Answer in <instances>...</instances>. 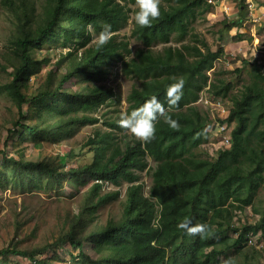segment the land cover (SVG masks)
I'll return each instance as SVG.
<instances>
[{
	"label": "trees",
	"instance_id": "obj_1",
	"mask_svg": "<svg viewBox=\"0 0 264 264\" xmlns=\"http://www.w3.org/2000/svg\"><path fill=\"white\" fill-rule=\"evenodd\" d=\"M24 1L28 5V0ZM52 1L44 24L36 25L33 31L26 28L15 41L14 56L18 65L10 73L11 81L3 88L19 109L16 126L23 133L28 136L42 133L37 126L26 123L28 116L24 107L27 105L38 109L37 115L42 119H46L45 112L59 116L66 106L68 112L76 109L83 113L82 117H71L66 126L53 124L43 130L45 136H51L58 130L67 128L70 133L78 126L99 123L92 115L109 100L119 101L113 90L97 85L73 97L53 90L28 96L30 78L43 65V60L34 58V51L48 45L68 49L66 56L75 57L65 81L71 75L82 74L96 84L106 79L110 69L117 65L125 77L138 82L126 98L125 113L156 95L165 105V115L176 119L180 127L172 130L160 118L151 142L143 143L136 138L130 141L129 132L118 123L123 114H117L104 121L108 130L97 131L88 139L86 146L93 149V161L79 171L59 172L60 166H67V158H60L58 165L27 163L23 157L21 160L8 158L1 152L3 168L17 174L15 181L22 184L20 187L27 183L34 188L45 183L60 186L68 175L84 173L94 182L91 200L96 202L89 207L92 210L119 198V191L102 194L105 185L118 188L128 185L121 220L110 222L87 240L100 255L99 259L84 253L83 243L74 233L65 240L81 251L82 264H227L218 258H227L230 251H239L247 241L245 234L264 232L263 206L257 212L258 222L243 227L244 234L237 238L230 236L234 213L253 206L264 186V71L252 66L248 84L237 94L230 93L232 82L210 79L208 73L216 69L223 49L213 51L206 40L191 30L198 10L208 0H163L164 4H159L161 15L149 28L141 29L133 20L131 36L143 45L134 52L130 43L119 37V32L134 15L135 0ZM23 11L26 24L31 23L33 9L28 5ZM104 24L111 25L109 39L97 48L94 36ZM233 26L230 23L229 29ZM238 35L243 39V34ZM189 36L195 44L184 43ZM173 40L181 45L169 46ZM159 44L164 45L161 50L156 49ZM79 51L82 52L78 58ZM241 71L238 68L236 73ZM213 75L219 77L221 73L214 71ZM177 78L184 80L183 95L177 105L169 107L165 89ZM204 90L211 97L229 100L232 104L225 120L234 123L231 145L221 150L214 161L195 153L208 142L207 130L213 123L200 106L194 105ZM46 103L48 110L44 109ZM150 160L155 162L154 168L150 167ZM149 170L152 187L146 195L140 183L141 173ZM3 179L0 174L1 184ZM185 218L192 225H207L203 239L199 234L186 235L177 227ZM49 249V246L2 249L0 264H22L18 259H26L31 264H52L51 260L40 258Z\"/></svg>",
	"mask_w": 264,
	"mask_h": 264
},
{
	"label": "rangeland",
	"instance_id": "obj_2",
	"mask_svg": "<svg viewBox=\"0 0 264 264\" xmlns=\"http://www.w3.org/2000/svg\"><path fill=\"white\" fill-rule=\"evenodd\" d=\"M213 1L214 3L205 2L198 10L191 30L193 34L206 40L213 51L222 47L223 55L216 63V69L211 70L208 75L213 82L216 79L232 82L230 93L237 94L248 84L252 66H259L264 71V0ZM159 4H164L163 0H159ZM28 5L33 9L34 16L32 22L26 24L23 9H28ZM28 5L24 0H0V174L4 178L2 184L0 183V250L9 247L25 250L49 246V251L40 256L41 259L51 260L52 264H82L81 251L71 247L65 240L71 232L74 233L75 238L82 241L84 253L99 259L100 255L92 250L87 240L91 234L98 233L110 222L121 220L128 185L124 184L119 188L105 185L102 194L119 191V198L92 210L89 207L96 202V199L91 200L94 182L86 174L79 173L74 177L68 175L60 186L45 183L34 188L25 183L20 187L22 184L15 181L17 174L11 169L3 168L1 152L6 153L8 158L21 160L23 157L27 163L53 162L58 165L59 162L61 164L60 158H67V166H60L59 172L79 171L93 161V149L86 146V142L97 131L108 130L104 126L106 119L125 114L126 98L138 82L125 77L117 65L110 69L106 79L96 84L82 74L71 75L65 81L64 78L69 75L75 59L66 56L69 50L54 45L36 49L34 58L43 60V65L40 71L30 78L28 96L53 90L65 94L66 97H73L85 88L97 85L113 90L119 101L109 100L92 115L100 120L99 123L78 126L70 133H67V128L62 132L58 130L51 136H45L43 130L53 124L66 126L71 117H82L83 113L76 109L68 112L69 107L66 106L59 116L55 115V112H45L46 119H42L37 115L38 109L27 105L24 107L25 115L28 116L26 123L37 126L42 133L38 136L23 133L22 129L16 126L19 109L3 88L11 81L10 73L14 71V66L18 65L14 56L15 41L26 28L33 31L36 25L44 24L53 1L28 0ZM135 8L136 5L132 6V9ZM133 20L134 15L127 27L119 32V37L128 41L134 52L143 45L131 36ZM230 23L235 26L229 29ZM240 32L244 40L239 39ZM190 36L185 44H195ZM168 45L179 47L181 44L173 40ZM163 47L164 45L159 44L156 49L161 50ZM81 52L79 51L78 58ZM238 68H242L240 74L236 73ZM214 71L220 72L221 75L214 77ZM205 95L204 90L194 104L204 111ZM229 105L232 107L230 102ZM44 109L48 110L47 103ZM205 112L210 118L211 113ZM127 139L133 141L135 137L129 132ZM223 149L226 148L221 147L219 138H216L215 134H209L208 142L196 149L195 153L199 157L214 161ZM149 162L151 168L156 166L153 160ZM150 173L151 170L141 173L140 183L144 185L146 195H149L152 187ZM263 206L264 186L259 190L253 206L234 213L232 229L236 231L232 230L230 236L237 238L244 234L243 227L258 222V213L262 211ZM245 241L239 251H230L227 258L221 256L218 261L227 264H264V232L245 234ZM17 261L31 264L26 259Z\"/></svg>",
	"mask_w": 264,
	"mask_h": 264
},
{
	"label": "clouds",
	"instance_id": "obj_3",
	"mask_svg": "<svg viewBox=\"0 0 264 264\" xmlns=\"http://www.w3.org/2000/svg\"><path fill=\"white\" fill-rule=\"evenodd\" d=\"M136 11L134 13V22L141 29L151 27L153 21L157 20L161 11L159 0H135ZM90 27V26H89ZM111 30L110 24H104L101 31L95 38L97 48L103 47L108 39ZM184 80L177 78L175 82L167 85L165 89V102L169 107L175 106L183 95ZM163 118V122L172 130H178L180 125L176 119L170 115H165V105L156 95L150 96L138 107L131 109L123 114L118 123L121 128L130 132L136 139L143 143L151 142L155 137L156 123ZM177 227L182 229L186 235L205 237L207 225H192L188 218L183 219Z\"/></svg>",
	"mask_w": 264,
	"mask_h": 264
},
{
	"label": "built area",
	"instance_id": "obj_4",
	"mask_svg": "<svg viewBox=\"0 0 264 264\" xmlns=\"http://www.w3.org/2000/svg\"><path fill=\"white\" fill-rule=\"evenodd\" d=\"M208 2L213 3V0H208ZM204 98V104L206 105L204 106L206 109L205 111H208V114L211 113V119H209L213 122L207 132L208 134H215V137L219 138L221 147L228 149L231 145V132L234 126V123L229 124L225 122L230 114L229 101L223 100L222 98L211 97L207 93Z\"/></svg>",
	"mask_w": 264,
	"mask_h": 264
},
{
	"label": "crops",
	"instance_id": "obj_5",
	"mask_svg": "<svg viewBox=\"0 0 264 264\" xmlns=\"http://www.w3.org/2000/svg\"><path fill=\"white\" fill-rule=\"evenodd\" d=\"M213 3H214V1H213ZM221 6H224V5H221ZM240 33H242V32H240ZM239 39H240V37H239ZM242 40V39H241ZM243 40H244V38H243ZM220 48H222V47H219L218 49H220ZM220 61V60H219ZM224 100V99H223ZM227 101H229V100H227ZM231 103V102H230ZM201 108V107H200ZM230 111H231V107H230Z\"/></svg>",
	"mask_w": 264,
	"mask_h": 264
}]
</instances>
